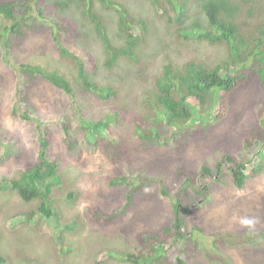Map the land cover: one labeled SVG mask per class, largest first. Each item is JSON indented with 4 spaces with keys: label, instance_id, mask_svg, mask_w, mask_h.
I'll return each instance as SVG.
<instances>
[{
    "label": "rangeland",
    "instance_id": "obj_1",
    "mask_svg": "<svg viewBox=\"0 0 264 264\" xmlns=\"http://www.w3.org/2000/svg\"><path fill=\"white\" fill-rule=\"evenodd\" d=\"M87 1L61 11L54 0H39L56 20L42 15L35 0H15L31 26L30 16L40 18V29L31 27L23 39L0 18V179L35 163L38 136L49 134V155L65 178L52 185L53 207L64 220L81 223L63 232L35 210L39 200L0 193V252L13 264H264V169L251 174L264 160V92L256 78L175 132L164 122L156 76L168 61L178 67L191 59L218 61L226 47L179 35L177 22L170 26L151 0H116L134 18L146 17L149 37L147 49L140 47L142 62L108 69L101 36L84 11L92 4L113 35L121 6ZM73 24L80 34L70 31ZM56 33L73 43L74 59L56 55ZM80 63L97 69V81L114 80L117 93L103 98L85 90ZM22 64L45 69L28 75ZM254 64L253 58L244 64L250 76ZM46 71L65 76L73 91L54 86ZM101 117H109L104 126ZM229 157L251 160L245 189L231 183ZM25 211L32 221L22 217ZM178 217L189 218L186 237L162 234Z\"/></svg>",
    "mask_w": 264,
    "mask_h": 264
},
{
    "label": "trees",
    "instance_id": "obj_2",
    "mask_svg": "<svg viewBox=\"0 0 264 264\" xmlns=\"http://www.w3.org/2000/svg\"><path fill=\"white\" fill-rule=\"evenodd\" d=\"M42 15L51 19L60 18L56 15H46L43 13L45 7L39 4ZM103 5L110 8L120 5L118 9L119 21L117 31L112 35L108 30V24L100 16L92 4L86 7L84 16L90 17V22L94 24L97 32L101 36L102 44L105 49L104 65L108 69L121 66V63L134 61L142 62L145 57L144 50L147 49L149 37V25L144 15L134 18L126 7L116 0H101ZM158 6L159 12L167 16L168 24L171 26L177 22L179 35L185 33L186 38H193L198 42L207 41L212 44H220L226 47V57L218 61L208 63L199 59H191L182 67L173 61L162 68V71L156 76L157 101L161 106L164 116V122L175 128V132L182 131L185 126L195 116L200 113H206L213 109L224 100L226 94L231 93L237 87L252 82L256 78L264 92V0H151ZM87 0H54L57 10L70 9L75 3L85 4ZM0 18H7L12 22L8 28L13 35L21 39L29 36L31 30L39 27L37 16H30L33 25L27 22L28 18L16 8L15 0H0ZM32 27V28H31ZM79 27V26H78ZM31 28V30H30ZM76 25L70 27L74 31ZM36 30V29H35ZM250 30V31H249ZM75 31L80 34L78 29ZM56 43L54 50L56 55L63 59H74V52L71 49L72 42L65 41L60 34H55ZM12 45L7 43V48ZM74 48V47H73ZM253 58L255 64L252 66L256 72L254 76L245 70V62ZM25 74L31 73L35 76L41 74L43 69L38 66L22 64ZM78 65L79 78L82 86L87 91H93L100 94V97L109 98L118 91V86L114 80L97 81L94 77L97 69L94 66ZM93 69V70H92ZM58 88L66 92H72L74 86L65 76L58 72L46 71L45 77ZM257 76V77H256ZM102 117L98 125L104 126L106 121ZM67 130L66 134L70 135ZM49 134H40L38 136L39 157L35 163L26 166L20 176H4L0 179V193L17 192L25 201L39 200L36 211L43 215L45 219L51 220L55 227L63 232L66 229H74L80 223L79 220L68 222L62 218V214L53 207L55 192L52 185L65 182L60 164L57 159L49 155L51 141L47 138ZM157 135H160L157 133ZM67 138V136L65 135ZM264 140V137H263ZM264 147V144H263ZM231 162L232 182L238 189H245L249 178L248 164L251 160L236 161L229 157ZM252 164V163H251ZM205 171L211 173L209 166H204ZM264 169V160L262 159L251 167V174H259ZM113 182V180H111ZM34 213V212H33ZM21 216L16 215L15 219ZM25 221H32V212L22 213ZM188 217H178L174 223L162 230V234L169 235L175 240L186 237L185 227ZM158 234L156 237L160 236ZM2 233L0 231V238ZM116 252L127 256L125 260H135L129 252L119 248H110ZM140 258L138 259V261ZM137 261V260H136ZM0 264H13L12 259L0 252Z\"/></svg>",
    "mask_w": 264,
    "mask_h": 264
},
{
    "label": "crops",
    "instance_id": "obj_3",
    "mask_svg": "<svg viewBox=\"0 0 264 264\" xmlns=\"http://www.w3.org/2000/svg\"><path fill=\"white\" fill-rule=\"evenodd\" d=\"M189 219V218H188Z\"/></svg>",
    "mask_w": 264,
    "mask_h": 264
}]
</instances>
